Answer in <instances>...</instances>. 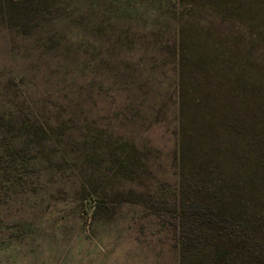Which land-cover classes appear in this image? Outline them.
<instances>
[{"label": "rangeland", "instance_id": "374dc122", "mask_svg": "<svg viewBox=\"0 0 264 264\" xmlns=\"http://www.w3.org/2000/svg\"><path fill=\"white\" fill-rule=\"evenodd\" d=\"M183 52L187 112L239 123L185 165ZM183 176L239 210L225 264H264V0H0V264H179Z\"/></svg>", "mask_w": 264, "mask_h": 264}, {"label": "trees", "instance_id": "16d2710c", "mask_svg": "<svg viewBox=\"0 0 264 264\" xmlns=\"http://www.w3.org/2000/svg\"><path fill=\"white\" fill-rule=\"evenodd\" d=\"M187 57L184 52L181 53L179 58V151L182 165H185L184 157L188 148L192 145L191 141L195 140L197 133H204L205 130L215 127V123L219 118L228 120L226 126L236 127L238 119L234 117V113L230 112H209L204 116L198 113L192 115L187 112L188 101L190 97L189 89L187 86L188 72ZM233 119L229 123L231 117ZM202 127L197 125L201 121ZM217 120V121H216ZM199 122V123H198ZM232 129V128H231ZM217 182L215 193L219 196L223 192V184L220 182V177H213ZM186 177L181 178V194L178 198V223H177V240L179 243V264H188L189 251L191 246L196 245L201 240L202 250H206L207 258L213 264H225V258L231 257V251H225L223 248H230L226 242H221L225 236L228 239L232 238L241 239V222L239 210L232 206V209L224 204L221 200H211L207 202L202 195H190L186 191ZM185 191V192H184ZM221 201V202H219ZM219 202L216 206L215 203ZM219 209L223 210L221 215ZM231 210V211H230ZM226 211H229L226 213ZM221 215V216H220ZM229 229L228 232H223Z\"/></svg>", "mask_w": 264, "mask_h": 264}]
</instances>
